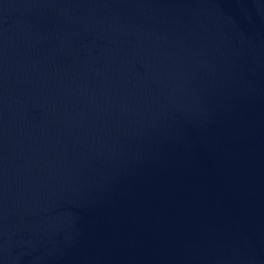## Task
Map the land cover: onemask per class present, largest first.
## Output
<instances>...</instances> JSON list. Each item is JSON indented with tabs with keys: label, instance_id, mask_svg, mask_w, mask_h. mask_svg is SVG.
<instances>
[{
	"label": "water",
	"instance_id": "1",
	"mask_svg": "<svg viewBox=\"0 0 264 264\" xmlns=\"http://www.w3.org/2000/svg\"><path fill=\"white\" fill-rule=\"evenodd\" d=\"M0 264H264V0H0Z\"/></svg>",
	"mask_w": 264,
	"mask_h": 264
}]
</instances>
